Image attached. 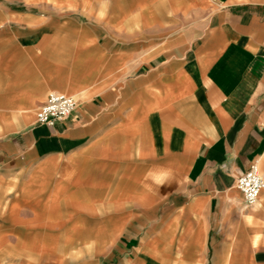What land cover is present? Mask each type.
<instances>
[{"label":"crops","instance_id":"obj_1","mask_svg":"<svg viewBox=\"0 0 264 264\" xmlns=\"http://www.w3.org/2000/svg\"><path fill=\"white\" fill-rule=\"evenodd\" d=\"M256 161L264 0H0V264H264Z\"/></svg>","mask_w":264,"mask_h":264},{"label":"built area","instance_id":"obj_2","mask_svg":"<svg viewBox=\"0 0 264 264\" xmlns=\"http://www.w3.org/2000/svg\"><path fill=\"white\" fill-rule=\"evenodd\" d=\"M77 100L68 94L52 91L36 112L37 122L48 126L66 121L77 108ZM246 205H254L264 188V179L258 162H253L237 179Z\"/></svg>","mask_w":264,"mask_h":264}]
</instances>
